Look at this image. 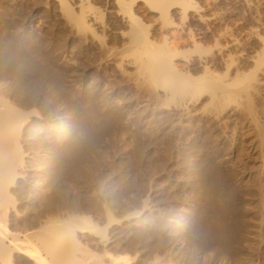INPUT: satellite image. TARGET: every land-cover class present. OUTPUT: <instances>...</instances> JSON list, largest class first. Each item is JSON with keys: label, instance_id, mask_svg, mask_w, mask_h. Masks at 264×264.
I'll list each match as a JSON object with an SVG mask.
<instances>
[{"label": "rangeland", "instance_id": "obj_1", "mask_svg": "<svg viewBox=\"0 0 264 264\" xmlns=\"http://www.w3.org/2000/svg\"><path fill=\"white\" fill-rule=\"evenodd\" d=\"M127 1L148 41L164 47L178 69L200 84L229 85L230 95L172 97L155 83L145 44L132 39L134 20L115 0H0V45L21 46L49 67L48 76L26 84L48 93L30 107L23 143L30 213L55 215L50 202L63 195L62 218L88 219L92 229L78 228V235L97 254L132 240L147 253L171 247L162 264H264V162L249 152L258 137L246 109V92L264 85V0H183L186 6L169 4L167 14L147 0ZM0 69V83H17L9 67ZM254 104L264 127V105ZM108 114L112 123L73 172L42 181L45 146L80 137L84 117L101 123ZM207 166L223 172L235 192L238 229L230 248L195 234ZM35 184L46 190L40 194ZM110 238L119 243L107 245Z\"/></svg>", "mask_w": 264, "mask_h": 264}, {"label": "bare ground", "instance_id": "obj_2", "mask_svg": "<svg viewBox=\"0 0 264 264\" xmlns=\"http://www.w3.org/2000/svg\"><path fill=\"white\" fill-rule=\"evenodd\" d=\"M115 1L134 20L131 36L135 42L145 44L141 52L147 57L145 66L151 72L152 80L160 83L172 97L186 94L195 98L204 93L212 98L230 95L229 85H217L214 82L200 84L201 78L178 69L172 63V55L164 47L148 41L146 27L132 14L131 3L127 0ZM147 1L164 14L168 13L169 4L186 6L183 0ZM63 5L71 14L70 7L64 3ZM78 21L85 24V17L80 16ZM0 63L18 76L17 83L13 85L0 83V264H162L170 258L171 247H155L147 253L144 246L135 245L132 240L125 242V246L123 243L117 244L119 242L111 238L105 243L109 245L117 242L118 248L115 251L106 249L102 254L93 253L87 244L81 243L77 230L92 229L89 224H85L88 219L73 214H69L67 219L62 218L61 211L65 205L63 195L56 196V201L50 202L56 208L55 215L49 210L30 213L32 175L26 169L28 161L25 160L27 156L23 143L30 137L29 118L35 113L30 111V107L43 103L48 93L36 85L30 88L26 84L33 82L34 78L48 76L49 67L30 56L23 47L13 43L0 45ZM251 89V94L246 92V109L257 128L258 145L250 148L249 152L258 153V157L264 162V127L257 118L254 104L257 100L263 107L264 85H254ZM14 98L21 99L20 102L29 110L20 109V103L16 104ZM112 116L113 114L106 115L101 123H93L84 117L78 123L82 134L80 137L61 146L58 143L46 145L43 151L44 156L48 157L38 162L43 167L42 181L45 182V177L49 175L58 179L70 175L82 152L112 123ZM200 175L205 205L196 221L195 234L199 239L221 243L230 248L236 240L238 229V223L233 217L235 192L230 189L224 173L213 166L200 170ZM259 181L261 180L257 181L258 184ZM35 189L41 194L46 190V185H36ZM98 232L104 234L100 229ZM226 256L228 254H222V258Z\"/></svg>", "mask_w": 264, "mask_h": 264}]
</instances>
